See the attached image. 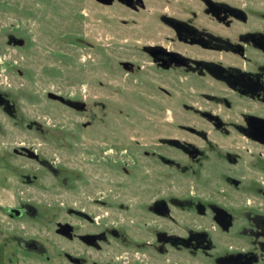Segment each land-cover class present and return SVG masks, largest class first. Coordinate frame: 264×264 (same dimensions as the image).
<instances>
[{"label":"flooded vegetation","instance_id":"1","mask_svg":"<svg viewBox=\"0 0 264 264\" xmlns=\"http://www.w3.org/2000/svg\"><path fill=\"white\" fill-rule=\"evenodd\" d=\"M94 2L106 83L80 153L0 139V264L49 262L52 236L59 264H264V0Z\"/></svg>","mask_w":264,"mask_h":264},{"label":"rangeland","instance_id":"2","mask_svg":"<svg viewBox=\"0 0 264 264\" xmlns=\"http://www.w3.org/2000/svg\"><path fill=\"white\" fill-rule=\"evenodd\" d=\"M98 11L94 0H0V91L7 92L17 108L15 120L0 111V139L27 142L39 153L54 158H59L63 149L68 155L80 153V147L72 144L89 138L83 134L82 124L93 117L94 96L103 95L96 81L106 83V31L105 25L96 22ZM11 34L24 40L25 46H9ZM49 92L72 94V98L86 100L90 109L87 114L68 110L49 99ZM126 100L115 96L116 108L124 107ZM89 131L92 129L85 133ZM19 197L36 202L58 200L57 195ZM53 237L49 262L34 256L24 263L21 259L19 264H59V244Z\"/></svg>","mask_w":264,"mask_h":264},{"label":"water","instance_id":"3","mask_svg":"<svg viewBox=\"0 0 264 264\" xmlns=\"http://www.w3.org/2000/svg\"><path fill=\"white\" fill-rule=\"evenodd\" d=\"M14 41L15 45H18V46H21L23 47L25 45V41L22 40V39H17V38H12L11 41ZM48 98L49 99H52V100H59V101H64V98H62L61 96H59L58 94L56 93H48Z\"/></svg>","mask_w":264,"mask_h":264}]
</instances>
